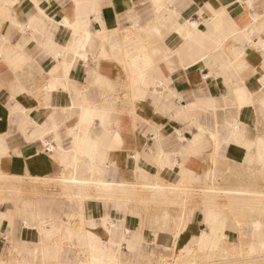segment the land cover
Segmentation results:
<instances>
[{
    "label": "crops",
    "instance_id": "obj_1",
    "mask_svg": "<svg viewBox=\"0 0 264 264\" xmlns=\"http://www.w3.org/2000/svg\"><path fill=\"white\" fill-rule=\"evenodd\" d=\"M0 177V264H264V0H0Z\"/></svg>",
    "mask_w": 264,
    "mask_h": 264
},
{
    "label": "rangeland",
    "instance_id": "obj_2",
    "mask_svg": "<svg viewBox=\"0 0 264 264\" xmlns=\"http://www.w3.org/2000/svg\"><path fill=\"white\" fill-rule=\"evenodd\" d=\"M9 187H14L18 188L20 193H19V198L20 199H26L27 194H34L36 190H40L42 187H57V184L53 183L51 186H49L48 183L43 184L39 179L35 178H29V177H24V178H19L15 179L12 177H0V188H1V193L3 195H7V188ZM199 264H211L207 262H198ZM163 264H169L167 262H164ZM176 264V263H175ZM238 264V262H237ZM240 264H260V262H242Z\"/></svg>",
    "mask_w": 264,
    "mask_h": 264
},
{
    "label": "bare ground",
    "instance_id": "obj_3",
    "mask_svg": "<svg viewBox=\"0 0 264 264\" xmlns=\"http://www.w3.org/2000/svg\"><path fill=\"white\" fill-rule=\"evenodd\" d=\"M194 25V27L196 26L195 25V23L193 24ZM141 77V76H140ZM140 77H139V79H140ZM141 81V80H140ZM229 162V161H228ZM232 192V191H231ZM237 192V191H236ZM262 248H264V246H262ZM260 249H261V247H260ZM253 250H255L253 247H250V251H253ZM264 251V250H263ZM177 264H193L192 262H177ZM227 264V263H226Z\"/></svg>",
    "mask_w": 264,
    "mask_h": 264
}]
</instances>
